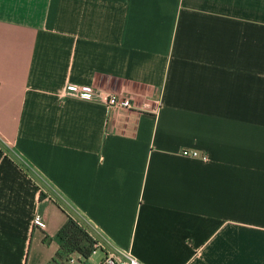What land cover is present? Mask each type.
I'll return each instance as SVG.
<instances>
[{"label":"crops","instance_id":"0c3cea01","mask_svg":"<svg viewBox=\"0 0 264 264\" xmlns=\"http://www.w3.org/2000/svg\"><path fill=\"white\" fill-rule=\"evenodd\" d=\"M67 216L140 264H264V0H0V264L96 261L54 260Z\"/></svg>","mask_w":264,"mask_h":264},{"label":"built area","instance_id":"2783aa9c","mask_svg":"<svg viewBox=\"0 0 264 264\" xmlns=\"http://www.w3.org/2000/svg\"><path fill=\"white\" fill-rule=\"evenodd\" d=\"M65 92L71 95L80 96L84 98H101L107 106L111 107H128L130 102L127 98L119 96L115 93H102L89 83H76L69 81L65 85ZM181 153L185 156H198L205 158V153H199L194 148H182ZM76 220V219H75ZM77 221V220H76ZM78 224L82 225L79 221ZM34 226L39 228H45L46 222L41 213L35 212L32 218ZM84 227V226H83ZM85 228V227H84ZM103 250V254L100 258L90 264H140L138 258L129 250V248L123 247H104L100 242H94V248L91 252L93 254L96 250ZM69 261L73 262L75 259L69 257ZM78 264H87L78 261Z\"/></svg>","mask_w":264,"mask_h":264},{"label":"trees","instance_id":"16d2710c","mask_svg":"<svg viewBox=\"0 0 264 264\" xmlns=\"http://www.w3.org/2000/svg\"><path fill=\"white\" fill-rule=\"evenodd\" d=\"M56 235L59 247L55 254V261L58 257L72 251H78L84 257H88L94 248L95 239L71 216H67L65 222L58 228Z\"/></svg>","mask_w":264,"mask_h":264},{"label":"rangeland","instance_id":"374dc122","mask_svg":"<svg viewBox=\"0 0 264 264\" xmlns=\"http://www.w3.org/2000/svg\"><path fill=\"white\" fill-rule=\"evenodd\" d=\"M101 255V252L99 251V250H96L93 254H92V256H93V258H98L99 256Z\"/></svg>","mask_w":264,"mask_h":264}]
</instances>
